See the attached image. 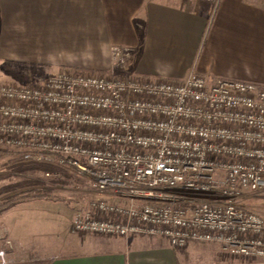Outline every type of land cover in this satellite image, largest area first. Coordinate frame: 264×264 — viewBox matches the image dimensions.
Listing matches in <instances>:
<instances>
[{
  "label": "built area",
  "instance_id": "2783aa9c",
  "mask_svg": "<svg viewBox=\"0 0 264 264\" xmlns=\"http://www.w3.org/2000/svg\"><path fill=\"white\" fill-rule=\"evenodd\" d=\"M196 1L211 17L221 3ZM0 148L86 179L93 196L76 204L74 233L162 237L174 249L207 243L264 264V217L237 203L264 190L257 84L195 70L182 81L61 70L39 85L4 84ZM0 264H8L4 250Z\"/></svg>",
  "mask_w": 264,
  "mask_h": 264
},
{
  "label": "crops",
  "instance_id": "0c3cea01",
  "mask_svg": "<svg viewBox=\"0 0 264 264\" xmlns=\"http://www.w3.org/2000/svg\"><path fill=\"white\" fill-rule=\"evenodd\" d=\"M84 39L99 52L128 48L122 75L182 81L195 70L264 89V0H221L213 17L196 0H0V67L40 65L81 51ZM33 206L4 215L8 264H256L213 244L74 233L75 208L62 221Z\"/></svg>",
  "mask_w": 264,
  "mask_h": 264
},
{
  "label": "rangeland",
  "instance_id": "374dc122",
  "mask_svg": "<svg viewBox=\"0 0 264 264\" xmlns=\"http://www.w3.org/2000/svg\"><path fill=\"white\" fill-rule=\"evenodd\" d=\"M86 40L84 39L81 51L58 53L50 61L39 63L40 65L30 60V65L18 63L20 65L17 67L10 68L8 64L1 66L0 87L4 84L39 85L61 70H70L77 74L126 76L122 75L126 72L129 75L130 71H124L128 64L121 62L126 58L114 60L108 49L99 52L95 49L96 45ZM53 63H64L67 67L54 66ZM26 164L24 159L15 151L0 148V239L4 237L3 229L7 225L5 223L8 222L4 215L10 210L19 208V204H34L36 206L31 209L38 207L35 210L46 211L44 215L49 214L53 218L65 221L61 216L66 215L67 207L76 210L77 205L83 204L87 197L93 196L86 189V179L79 176L75 171L67 170L70 181L65 177L61 182H55L54 180L58 179L46 178L45 173L42 172L21 171V166ZM37 179L42 182L41 188L38 185L30 184V186L26 185L14 191L9 189L17 183H29ZM237 203L241 207L264 217V190L246 191ZM31 209L29 208V210ZM17 217L16 222L22 215Z\"/></svg>",
  "mask_w": 264,
  "mask_h": 264
},
{
  "label": "trees",
  "instance_id": "16d2710c",
  "mask_svg": "<svg viewBox=\"0 0 264 264\" xmlns=\"http://www.w3.org/2000/svg\"><path fill=\"white\" fill-rule=\"evenodd\" d=\"M77 74V73H76ZM26 165H22L21 166V171H25V170H32V171H36V172H42V173H48V172H60L62 174V178L58 179V180H54L55 182H61L63 178H67L69 180V175L68 172L66 170H64L63 168L59 167L57 164L52 163V162H48V161H33V162H26ZM70 181V180H69ZM65 183V182H64ZM38 185L40 188L43 186L42 182L40 180H35V181H31V182H27V183H17L16 185H13V187H9V189L11 188V190H17L20 188L25 187L26 185ZM41 192V191H40ZM153 203V202H150Z\"/></svg>",
  "mask_w": 264,
  "mask_h": 264
}]
</instances>
